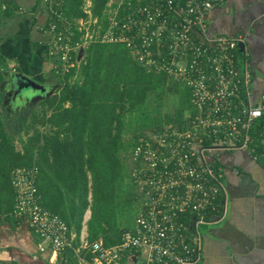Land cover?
I'll return each instance as SVG.
<instances>
[{
    "label": "built area",
    "instance_id": "built-area-1",
    "mask_svg": "<svg viewBox=\"0 0 264 264\" xmlns=\"http://www.w3.org/2000/svg\"><path fill=\"white\" fill-rule=\"evenodd\" d=\"M63 1L40 0L44 18L36 24L54 73L76 66L78 50L89 43H119L143 69L169 74L189 90L180 126L167 125L131 150L130 177L144 197L133 226L113 245L79 234L74 252L87 256L78 257L83 264L198 263V226L225 197L221 168L210 155L243 148L264 169V83L253 102L242 37L206 29V13L223 0H106L99 15L92 13V0H82L83 16L72 20L61 11ZM3 70L16 73L13 66L0 65ZM37 174L35 165L11 169L12 213L24 220L47 264H61L74 235L40 205Z\"/></svg>",
    "mask_w": 264,
    "mask_h": 264
},
{
    "label": "trees",
    "instance_id": "trees-1",
    "mask_svg": "<svg viewBox=\"0 0 264 264\" xmlns=\"http://www.w3.org/2000/svg\"><path fill=\"white\" fill-rule=\"evenodd\" d=\"M105 1L92 0L94 15H99ZM81 3L82 0H64L61 4L64 17L72 20L83 16ZM9 8L7 5L0 11V20L10 18ZM82 53L80 62L67 72L52 71L58 88L40 101L48 114L44 111L37 119L41 127L47 126L46 131L33 128L30 135L19 140L20 149H15L0 114V227L6 223L9 230H15L21 223L12 213L11 169L35 165L40 205L61 218L74 235L71 246L61 253V264H77L79 256L87 257L73 250L78 244L81 217L87 207L90 209L88 241L100 237L104 245H113L124 230L133 226L117 228L112 221V196L120 172L116 153L125 145L131 151L149 135L160 136L167 125L179 127L188 110V88L169 74L146 71L132 60L123 45L94 42L87 44ZM0 64L4 65L1 55ZM76 69L80 78L70 82ZM2 80L3 72H0V82ZM157 90L161 92L157 119L156 116L150 118V125L138 128L126 144H122L124 114L132 111L136 115L134 118L138 117V108L147 94ZM163 102H169L170 108L165 109L167 105ZM146 128L149 130L147 136L142 134ZM9 264H15V258ZM44 264H47L45 257Z\"/></svg>",
    "mask_w": 264,
    "mask_h": 264
},
{
    "label": "crops",
    "instance_id": "crops-1",
    "mask_svg": "<svg viewBox=\"0 0 264 264\" xmlns=\"http://www.w3.org/2000/svg\"><path fill=\"white\" fill-rule=\"evenodd\" d=\"M22 1L13 0L14 4ZM38 12L40 0H29V21L18 17L5 23L11 32L0 37V55L4 57V65H0L13 66L16 73L46 88L48 75H54L47 56L46 36L36 30ZM205 23L208 34L242 37L239 50L246 53L251 98L255 102L264 83V0H223L206 13ZM210 160L221 168L225 197L215 214L202 224L205 228L200 233V260L196 264H264L261 159H253L242 148L217 151L210 155ZM19 225L15 230H9L6 223L1 225L0 261L15 258V264H44L45 254L36 250L35 237L24 220ZM78 263L82 264L81 259Z\"/></svg>",
    "mask_w": 264,
    "mask_h": 264
},
{
    "label": "rangeland",
    "instance_id": "rangeland-1",
    "mask_svg": "<svg viewBox=\"0 0 264 264\" xmlns=\"http://www.w3.org/2000/svg\"><path fill=\"white\" fill-rule=\"evenodd\" d=\"M5 7L8 5L10 7V18L1 19L0 24V37L3 35L4 37L9 36L11 30L8 26L5 25L7 21H12L13 18L25 17L29 21V0H23L19 4H14L13 0H3ZM17 5V6H13ZM41 6V4H40ZM1 11V10H0ZM44 18L42 14V8L40 7V12H38L36 16L37 23H40ZM8 27V29H7ZM7 29V30H6ZM83 54V53H82ZM3 72V80L0 82V90H1V102H0V114L4 121V129L10 135L13 141V145L15 149H20L19 140H24L27 136L30 135L33 128L38 129L40 131H46L47 126H40L37 119L40 118L41 114L45 111V115L48 114L46 111L45 105H43L40 101L48 98L52 93H54L58 88L57 78L55 76L48 75V85L45 88V91L41 94H32L29 95L25 93L21 99L14 100L9 96V90L11 88L10 84V73L6 70ZM79 71L76 69L74 73L70 76L69 81H77L79 80ZM184 85L182 84V90H184ZM47 93V95H45ZM160 90L154 91L150 94H147L144 103L138 108L140 113H138V117L133 115L132 111L126 112L123 116V126L121 133V142L122 144H126L125 141L131 137V135L137 131L141 126L150 125V118H154L158 112V105L160 102ZM166 100V99H165ZM168 100V99H167ZM165 105V109H169L170 103L163 102ZM188 105V102H187ZM144 114L146 117L139 116ZM32 117L33 120L31 119ZM158 116H156L157 119ZM134 118V119H133ZM155 119V120H156ZM150 122V123H149ZM142 134L145 136L149 135V130L143 129ZM150 137V136H149ZM117 158L120 163V172L118 178V185L115 186L113 190V206L112 210V221L115 223L117 228H128L132 226L134 216L138 211V208L141 205L143 196L138 192L136 186L132 183L129 175L130 170L132 169V159H131V151H128L126 145L123 148L118 149ZM88 179H90L88 175ZM90 184V180L88 181ZM88 202L91 201L90 193L87 195ZM91 204V203H90ZM90 216V209L87 207L81 217L80 222V231L79 234L83 235L87 231V220ZM202 225L198 226L199 233H202L203 229ZM78 234V235H79ZM140 260V259H139ZM139 260H135L134 264H140ZM2 264H9V261H1ZM0 262V263H1ZM82 262V260H81ZM125 262L124 264H126ZM130 263V262H129ZM16 264H24V263H16ZM77 264L78 261H77ZM83 264V263H82Z\"/></svg>",
    "mask_w": 264,
    "mask_h": 264
},
{
    "label": "water",
    "instance_id": "water-1",
    "mask_svg": "<svg viewBox=\"0 0 264 264\" xmlns=\"http://www.w3.org/2000/svg\"><path fill=\"white\" fill-rule=\"evenodd\" d=\"M241 46L242 44L239 46L240 49ZM81 55H82V49H79L77 53V60H79ZM9 75H10V82L16 91H21L23 89L25 93L28 91L30 93H37V94H41L45 91V88L43 86L21 74L10 73ZM45 95H47V93H45Z\"/></svg>",
    "mask_w": 264,
    "mask_h": 264
},
{
    "label": "flooded vegetation",
    "instance_id": "flooded-vegetation-1",
    "mask_svg": "<svg viewBox=\"0 0 264 264\" xmlns=\"http://www.w3.org/2000/svg\"><path fill=\"white\" fill-rule=\"evenodd\" d=\"M10 84H11V82H10ZM27 93H28V91H27ZM8 94H9V96H10L11 99L19 100V99L22 98V96L25 94V92L23 91V89L21 91H16L15 88L11 84V88H10Z\"/></svg>",
    "mask_w": 264,
    "mask_h": 264
}]
</instances>
